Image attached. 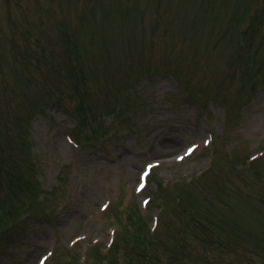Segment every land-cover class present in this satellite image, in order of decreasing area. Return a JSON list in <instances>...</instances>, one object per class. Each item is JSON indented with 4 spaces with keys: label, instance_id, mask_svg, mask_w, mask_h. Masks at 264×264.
<instances>
[{
    "label": "rangeland",
    "instance_id": "rangeland-1",
    "mask_svg": "<svg viewBox=\"0 0 264 264\" xmlns=\"http://www.w3.org/2000/svg\"><path fill=\"white\" fill-rule=\"evenodd\" d=\"M263 149L264 0H0V264H264Z\"/></svg>",
    "mask_w": 264,
    "mask_h": 264
},
{
    "label": "bare ground",
    "instance_id": "bare-ground-1",
    "mask_svg": "<svg viewBox=\"0 0 264 264\" xmlns=\"http://www.w3.org/2000/svg\"><path fill=\"white\" fill-rule=\"evenodd\" d=\"M60 140V139H59Z\"/></svg>",
    "mask_w": 264,
    "mask_h": 264
},
{
    "label": "snow or ice",
    "instance_id": "snow-or-ice-1",
    "mask_svg": "<svg viewBox=\"0 0 264 264\" xmlns=\"http://www.w3.org/2000/svg\"><path fill=\"white\" fill-rule=\"evenodd\" d=\"M190 151V150H189Z\"/></svg>",
    "mask_w": 264,
    "mask_h": 264
}]
</instances>
